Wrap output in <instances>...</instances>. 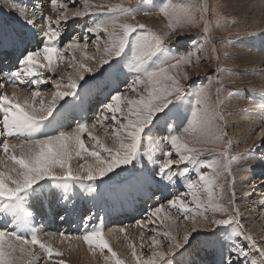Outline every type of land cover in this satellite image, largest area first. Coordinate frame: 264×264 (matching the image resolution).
I'll use <instances>...</instances> for the list:
<instances>
[{"label":"snow or ice","instance_id":"6c2138e0","mask_svg":"<svg viewBox=\"0 0 264 264\" xmlns=\"http://www.w3.org/2000/svg\"><path fill=\"white\" fill-rule=\"evenodd\" d=\"M135 2L137 7L125 6L124 0L95 5L83 0L82 7H70L76 0H48L55 18L43 15L42 6L32 7L33 17L41 16L38 24L28 15L29 6L16 5L14 0L21 28L5 30L0 26V54L11 52L14 63L10 69L0 70V89L7 84L30 94V99L21 100L15 92H0V264H41L36 247L49 264H53V257H63L64 252L41 240L34 227V206L52 197L70 201L77 189L96 199L105 191H116L113 182L127 184L149 199L157 195L153 186L181 185L183 189L166 203L149 207L145 218L136 222L141 228L154 225L150 230L154 234L148 236L147 256L138 253L129 241L132 264H193L184 257L196 244L217 251L218 264H264V243L258 242L241 221L233 167L242 158L232 154L223 110L225 100L241 94L229 91L222 100V88L217 87L212 100L209 86L222 84L219 75L224 69L219 66L207 84L185 87L183 83L190 79L186 69L201 63L199 53L206 45L218 60L207 15L215 9L207 0ZM141 14L162 15L167 31L160 34L143 23L129 22ZM84 17L91 18L86 33L95 37L92 42L97 51L99 42H104L98 62L87 55V35L83 42L75 36L62 40L61 28L70 19ZM200 27L203 35L196 38L197 46L186 52L167 43L182 30ZM224 43L232 45L231 40ZM76 51L81 52L80 60ZM66 53L72 54L70 60ZM64 63L72 69L66 73L67 83L62 82L63 77L45 75L56 73ZM86 73L97 81L94 86L85 79ZM122 75L128 78L123 88ZM49 79L55 92L45 103L46 90L41 85ZM104 91L108 97L92 120L82 115L73 118L72 125L65 123L70 112L64 105L58 107V101L83 112L86 98ZM67 97L73 100H65ZM258 107L264 113V93ZM98 125L114 147L94 134ZM258 138L264 140V129ZM85 139L91 142V150ZM74 159L83 161L75 170ZM59 218L64 220L65 216ZM178 221L190 229L179 239L174 234ZM80 225L76 235L60 232L50 236L55 239L58 235L61 243L82 242L93 257L99 253L103 264H128L108 239L117 231L126 234L124 226L106 229L103 219L91 210L81 216ZM144 237L141 231V241ZM139 247L143 249L144 243ZM58 264L66 262L60 259Z\"/></svg>","mask_w":264,"mask_h":264},{"label":"rangeland","instance_id":"374dc122","mask_svg":"<svg viewBox=\"0 0 264 264\" xmlns=\"http://www.w3.org/2000/svg\"><path fill=\"white\" fill-rule=\"evenodd\" d=\"M106 1L107 0H97L98 4H102V3L104 4ZM120 2L121 0H111V4L120 3ZM124 2H125V6L127 7H137L135 0H131V3H128L127 0H124ZM153 2H158V0H153ZM174 2L183 3V2H188V0H174ZM196 2L202 3L204 2V0H196ZM13 3H14V0H0V26H2L5 30H10L13 28L20 29L23 24V22L19 19V17L12 16L8 12V10H10V7H12ZM15 3L16 5L23 4V5L29 6L28 15L30 17H33V13L31 10L32 7L42 6L43 15H52L53 18H55V13L52 12L51 7L48 3V0H15ZM207 3L210 5V7L215 9V12L210 11L207 15L210 21V28H211L210 40H211V44H214L216 46L218 60L213 59V53H212L211 46L206 45L205 49L199 53L201 57V63L198 66H193L191 68L186 69L190 79L188 81H183V83L185 87H188L191 84H194L196 86H199L201 84H207L209 75L216 73L218 66H219V68L224 69V72L219 75V79L222 81V84L217 85L215 82H213L209 86V93H210L212 100L215 101L216 99L217 87L222 88V96H221L222 100H224V98L227 97V93L229 91H233V92L238 91L241 94L239 96L240 98L244 100H248V101H245L247 102L246 105L238 106L234 103L236 102V100H238L237 98L239 97H233L231 99L225 100L223 104L224 115L227 121L226 130H227L228 136L232 140V149H231L232 154L236 155L237 157L242 158L233 167V174H234V179H235L236 174H238L241 170L245 171L244 170L245 160L248 157L255 159V163L257 160L264 163V140L258 138L260 130L264 129V125H263L264 124V113H262L258 107V104L261 101V93H264V87H261L262 89L258 88L260 90H257V89L254 90L252 89L253 85L250 86V83L247 85L245 84L246 81L242 80L243 78H241V76H244V74L252 76V70L250 69L249 70L247 69V71L245 70L247 73L245 71H242L243 69L239 66V61H238L239 52L238 50L236 51L234 49V44L236 43L247 42V41L253 40V39H250L247 41H243L244 40L243 39L241 41H238L236 38L238 37L243 38L245 36H248L244 34L245 32H256L257 33L259 28L262 27V25L264 26V22H262V20L258 18L257 20L256 19L252 20V22L248 20V17L238 18L237 16L238 14L236 10L229 6L228 0H207ZM69 6L70 7H82L83 0H76L75 5L70 4ZM33 18L37 21L38 24L41 22L40 15H35ZM141 18L145 20H147L146 18H148V20H154L156 25L159 27L158 29L157 28L155 29L154 26L145 24L149 29L156 31L160 34H163L165 31H167L165 27V25L167 24V20L162 15L145 16L141 14L136 17L135 21H129V22L130 23H141V20H139ZM218 22H219V26H218ZM90 23H91V18L89 17L76 18V19L69 20L67 25L61 28V31L64 33L62 40L68 41V40H71L75 36L77 39L83 42L85 35H87L88 42H89V46L87 48V51H88L87 54L89 56H94L95 60L98 62L102 56L104 42L103 40L99 42L100 51H97L96 44L92 42L95 39V37L91 33H86V29L88 26H90ZM53 27H55V25ZM202 35H203L202 27L185 29L181 31L179 36L174 38L172 41H168L167 43L169 44V46L175 48L177 51L186 52L188 49H191L197 46L196 38ZM101 36H103L102 33H101ZM228 40L232 41V45H226L224 43ZM177 41H179V43H177ZM261 44H264V39H263V42L261 41ZM225 52H227V55H225ZM261 52L262 54L264 53V46ZM76 53H75L76 59L80 60L81 58L79 54L81 52L76 51ZM65 55L68 56L69 60L71 59V55H72L71 53H66ZM87 63L89 64V66L95 67L92 61H88ZM62 66L64 67L63 70L62 68H60ZM12 67H14V63H12V66L9 68H12ZM60 67L58 68L56 73L54 74L45 73V75L52 76L53 79L63 77L62 82L67 83L68 79H67L66 73L72 71V69L68 67L67 63L61 64ZM260 68H263V67H260ZM0 70H3V69L0 68ZM257 72H258V75H255V73ZM255 73L253 75L254 77H259V76H260L259 78L264 77V69L261 70V72L258 70ZM96 75H99V73H97ZM85 79L89 82L90 86H94L95 83H97V81L93 79L92 74L86 73ZM127 79L128 78L123 75L119 77V80L121 82L120 83L121 88L124 87V84L127 82ZM50 81L52 82V79H49L46 84L41 85V88L46 90L44 96H48L49 94L53 95V93L55 92V89L52 87V83ZM81 83H84V82L81 81ZM8 87H11V86H5L6 89ZM245 87H249L250 89L247 90ZM17 88L20 89V87H17ZM23 93L24 95L29 94L28 92H23ZM104 93H105V98H104V102H105L108 97V92L104 91ZM97 94H100V92L94 93L93 95L87 97L85 100L84 109L87 113L86 117L88 120L93 119V118L90 119L92 115L90 110L94 107L95 103H97L96 101ZM43 99L45 103H48L49 101L48 98L43 97ZM91 102H93L92 105H90ZM63 105L68 110L72 109L70 105H67L65 103ZM256 107L257 109H255ZM243 109L245 111H242ZM237 110H241L243 114H246V113L248 114L250 111H253V114L255 117V120L252 121V126H251L253 127V131H251V135H250L251 138H249L250 137L249 133L246 132L248 136L247 138L243 140L242 143L238 139L237 141L235 137V136L238 137L239 130L243 129L242 127L238 126L236 119H234L235 114L238 113ZM77 112H80V110L76 109L73 112V114ZM256 117H260V118H256ZM73 118H75V115L71 116L70 120H73ZM76 119H79L78 115H76ZM109 122L111 123V121ZM253 125H256V128ZM94 133H97L96 135L104 134V130L100 126H97V128L94 130ZM102 139H105V136L102 137ZM86 140L87 139H85L86 146H88L89 149H91V144H88ZM105 142L106 144L114 147L112 140L105 139ZM253 145H255L256 147L253 148ZM0 153H1L0 155H2V152ZM209 158L210 157H202L201 159L207 160ZM72 163L74 164L73 169L75 170L78 168L77 164L83 163V161H78L77 159H74ZM251 165H252L251 170H250L251 173L249 174L243 173L244 175H247L246 180L243 182V184L242 183L239 184L237 183V181H235L236 202L241 210V221L244 224L245 229L248 232H250L252 235H254L258 242L264 243V206L262 208L257 207L258 205L262 206V204L264 203V197H262L264 196V182H263L264 181V167L261 168L260 166V169H259V167H257L259 166L258 164L255 165L254 163H252ZM205 171H207V169H205ZM113 187L116 188V191H111V190L105 191L99 198H96V199H93V197L90 196L88 197L86 201H84V204L87 203L90 205H94L93 206L94 208L96 206L97 209L94 210V208H92L93 210L91 211L94 212L96 217L103 219L106 229H112V228H118L119 226H124L126 228V231H129L131 229L129 232H131L132 234L133 232L132 230H135L137 228L133 232V235L130 234L132 238L131 236H128L127 239L124 238V236L121 238V240L125 241L127 244L129 243V241L133 242L137 234L139 235L137 237H140L141 231L145 232L144 240L140 241V244L141 242H143L145 247L141 249L139 247L140 245L139 244L137 246V252L138 253L143 252L145 256L149 255L150 250H149L148 245L151 243V241L148 239V236L154 234L150 231L154 227V225L150 224L146 228H141L140 226L136 224V222L145 218V215L149 207H155L157 204L166 203V201L172 197L174 192L183 190L182 186L177 185L175 188H171V187L164 188L161 186L158 189L156 188V186H153L154 190L157 192V195L153 196L151 199H149L146 195H143V193L140 191H135V190L130 189L127 186V184L119 185V184H116V182H113ZM135 195L137 196L138 202H137V199L134 198ZM54 198L55 197H52V199ZM50 199H48L47 201H50ZM224 202L227 203V201H224ZM40 204L44 205L46 204V201H41ZM82 207H84V205ZM78 208H79V203H75V204L71 203L70 205L67 204L66 205L67 211L65 212V211L60 210V213L58 214H54L49 209H47L44 211L43 214H41V219L39 218L38 220L39 221L41 220L44 228L50 229L51 233L54 232L58 234L60 232H65L71 235H76L79 233L81 228L78 225L79 226L78 228L80 229L74 230L73 227L76 225L74 220H78V221L81 220V215H84L83 211H85V209H82L83 213L79 215L77 214ZM103 211L105 212V214L103 213ZM133 211H136V212H134L132 215ZM49 213L51 214L50 216L51 223H48L47 220L45 221L43 220L44 217L45 219L49 218L47 215ZM59 215H65V216L67 215L69 217H73L74 220H68V224L70 225L71 230L63 229L64 228L63 225L66 224L67 222H65L62 225H59L60 228L62 229L57 228L56 231L53 230L55 222H57V216ZM131 216H134V217H131ZM217 218H220L219 215ZM2 220H3V217H0V221ZM34 223H36L35 229L40 228L38 234L41 240L44 242H47V240H45L44 237L46 236L45 233L48 231H43V228H41V225L39 223L35 221ZM44 224H46V226ZM255 224H257L259 227L254 230ZM176 228L177 229H175L174 234L177 235L178 239L181 238V236H178V232L190 230L185 227V224L183 221H178ZM134 235L136 236L134 237ZM57 238H59L58 235H56L55 239H52L51 242L50 241L48 242V243H51L53 248L56 247L55 245L56 243H58V245L60 243V239H57ZM204 249L205 248L201 247L199 244H196L193 246L192 249H190V252L186 254L184 259L185 260L191 259L193 261V264H202L201 262L203 260L212 262L214 257H219V253L217 251H215L216 253L213 254L214 250L208 249V252L206 254L204 253ZM37 252L38 254H40L41 250L38 249ZM118 254L122 259H125L128 262V264L132 263L131 262L132 260L129 259L128 257L124 258V255H122L123 254L122 251L120 252L118 251ZM40 255H41V264L48 263L44 255L43 254H40ZM72 258L74 259V256H72ZM56 264H58V261ZM68 264H72V263H68Z\"/></svg>","mask_w":264,"mask_h":264},{"label":"bare ground","instance_id":"6f19581e","mask_svg":"<svg viewBox=\"0 0 264 264\" xmlns=\"http://www.w3.org/2000/svg\"><path fill=\"white\" fill-rule=\"evenodd\" d=\"M102 2V1H101ZM88 3L89 4H98L97 0H88ZM228 3H229V6L232 7L233 9L236 10L237 12V16L238 18L241 17H248V20H250L252 22V20L256 19H261L262 22H264V0H228ZM104 4H111V0H107ZM9 6V5H8ZM8 12L12 15V16H15V17H19L18 16V7H14L12 5V7H10V10H8ZM140 18V17H139ZM147 20L145 19H139L141 20V23H144V24H148V25H151V26H154L155 29L159 28L155 21L154 20H148V18H146ZM71 20V19H70ZM252 37V38H251ZM238 41H247V40H250V39H253V40H250V41H247V42H240V43H236L234 44V49L237 51L238 50V61H239V66L243 69L242 71H247V69L249 70H252V76H249V75H245L244 76H241V78H243L242 80H245L246 81V85L250 83V86L253 85V88L252 89H257V90H260L258 88H261V87H264V77L263 78H259V77H254V73L256 71H260L264 69V53L262 54V50H263V46L264 44H261V41L263 42V39H264V26L262 25V27L259 28L258 32L256 35H248V36H245V37H238L236 38ZM237 41V42H238ZM87 51V50H86ZM88 52V51H87ZM6 54V56H5ZM77 54V53H76ZM88 55V54H87ZM80 58H82L81 56V53L79 54ZM241 56V57H240ZM79 58V57H78ZM6 63V64H5ZM12 63H13V55L11 52H7V53H4V54H0V68L3 69V70H7V69H10L9 67L12 66ZM260 67H263V68H260ZM62 68V70L64 69V67H60ZM245 71V72H246ZM251 72V71H250ZM241 73V72H240ZM247 73V72H246ZM241 75V74H240ZM255 75H258V72L255 73ZM51 82V81H50ZM52 83V82H51ZM83 84V83H82ZM7 86V85H6ZM256 87V88H254ZM247 90L250 89L249 87H245ZM244 88V89H245ZM245 89V90H246ZM251 89V90H252ZM262 89V88H261ZM0 92H6L8 94H11L13 92L16 93V95L21 99L23 100L25 97H28L30 99V95L27 94V95H24V93L19 89V88H14V87H8L7 89L3 88L2 90L0 89ZM260 92V91H259ZM52 93V92H51ZM258 93V92H257ZM45 98H48V102H50L53 98V95L49 94L48 96H43ZM104 98H105V93L104 92H100V94H97V103H95L94 107L90 110L92 115H91V118L92 119L94 116V113H98L104 103ZM240 98V97H239ZM237 98L238 100H236V102L234 104L238 105V106H243V105H246L247 102L245 101H248V100H244L242 98ZM39 99V98H38ZM73 98L72 97H67L65 98V100H70ZM70 100V101H72ZM99 102V103H98ZM65 103V101H58V107L59 105H63ZM93 102H91L90 105H92ZM101 103V104H100ZM260 103V102H259ZM258 104V103H257ZM255 105V104H254ZM257 106V105H256ZM247 109V108H246ZM257 109V107L255 108ZM254 109V110H255ZM260 110V109H259ZM70 112V116H69V119L65 121V123L67 125H72L73 124V120H70L71 119V116L75 115V118H76V115L79 116V118L82 116V115H86L87 116V113L85 111V109H83V112H77V113H74L73 112L75 110L73 109H70L68 110ZM238 113L235 114L234 116V119H236V122L238 124V126L242 127L243 129L239 130V136H235L236 137V140H240L241 143L243 142V140L245 138H247L248 134L246 132L249 133V136L251 135V131H253V127L252 126V121L255 120V117H254V114H253V111H250L248 114H243L241 112V110H237ZM242 111H245L244 109ZM259 112V111H258ZM257 112V113H258ZM90 114V113H89ZM90 116V115H89ZM262 117V116H261ZM78 118V117H77ZM256 118H260V117H256ZM262 120V119H261ZM257 122V121H256ZM107 123H110L109 121ZM263 123V122H262ZM260 125V124H259ZM264 125V124H263ZM99 126V125H98ZM255 128H256V125H253ZM253 133V132H252ZM95 135L97 133H94ZM99 137H104L105 134H99L97 135ZM259 137V136H258ZM251 138V136L249 137ZM2 139V138H0ZM237 140V141H238ZM247 140V139H246ZM88 144H91L90 141L86 140ZM107 142V141H106ZM105 142V143H106ZM245 142V141H244ZM235 144V143H234ZM108 145V144H107ZM109 147H112L111 145H108ZM91 150V149H90ZM1 154V153H0ZM89 162H91L90 158H89ZM259 162V163H257ZM254 163L255 165L258 164L259 166V169H260V166L261 168L264 167V163L260 162L259 160L256 161L255 163V159H252L250 157H248L246 160H245V168L243 170H241L238 174H236V178H235V181H237V183H242L246 180V177L247 175H244L243 173H251L250 170H251V164ZM243 165V164H242ZM72 167L74 168V164L72 163ZM77 167H78V164H77ZM254 168V167H253ZM252 176V175H250ZM264 182V181H263ZM262 183V182H261ZM257 184V183H256ZM261 185V184H259ZM172 188V187H171ZM171 193V191H170ZM169 194V193H168ZM250 194V193H249ZM88 197L90 196H84L83 193H81L78 189L76 190V194L74 195V197L70 200V201H67V202H59L57 200V198L55 197L54 199H50V201H46V204L44 205H41L40 203L36 204L34 206V213H35V218L37 219H34L35 222L39 223L41 225V228H43V231H48L45 233V240H47V242H51L52 241V238L50 236L51 231L50 229L48 228H44V226L42 225V222L41 220L39 221L38 219L40 218L41 219V214L44 213L45 210L49 209L52 213L54 214H58L60 213V210L62 211H67L66 207H65V204H75V203H79V208L77 209V214H82L84 212V214H87L89 210H93L92 208H94L93 206L94 205H90V204H87L85 203L84 204V201H86L88 199ZM264 197V196H262ZM135 199H137V196L135 195L134 197ZM258 200V199H257ZM137 202H138V199H137ZM260 203V201H259ZM258 203V204H259ZM84 205V207H82ZM152 205V204H151ZM264 206V203L262 204V206L258 205L257 207H260L262 208ZM149 207V206H148ZM147 207V208H148ZM82 209H85V211H83ZM97 209L96 206L94 208V210ZM139 210V209H138ZM59 211V212H58ZM83 211V212H82ZM137 211V210H136ZM136 211H133L132 212V215L134 212ZM147 211V210H146ZM49 212V211H48ZM87 212V213H86ZM63 213V212H62ZM94 213V212H93ZM103 213L105 214V212L103 211ZM64 214V213H63ZM101 214V213H100ZM49 218L45 219V217L43 218V220H47L48 223H51V214H47ZM65 216V215H64ZM82 216V215H81ZM130 217V216H129ZM128 217V218H129ZM131 217H134V216H131ZM53 218V217H52ZM71 218V219H70ZM105 218V216H104ZM60 220V221H59ZM68 220H74L73 217H69V216H65V219L64 220H61L59 218V216H57V222H55V225L53 227V230L56 231L57 228H60L59 225H62L64 224L65 222H67L66 224H64V228L63 229H67V230H71L70 229V225L68 224ZM109 220V219H108ZM56 221V220H55ZM60 222V223H58ZM75 222V226L73 227L74 230H77V229H80L81 228V225L79 224L80 223V220H74ZM58 223V224H57ZM46 226V224H44ZM67 225V226H66ZM80 228H78L79 226ZM50 226V225H49ZM137 226V225H136ZM255 229H257L259 226L257 224L254 225ZM34 227H36V223H34ZM177 227V226H176ZM136 228V227H135ZM39 229L40 228H37L36 230L38 231L39 233ZM62 229V228H60ZM137 229V228H136ZM135 229V230H136ZM177 229V228H176ZM64 230V231H65ZM131 230V229H130ZM129 230V231H130ZM135 230H132L133 232ZM129 231H126V234H119V232L117 231L116 233H114L113 236H110L108 237L109 241H110V244L113 248L114 251H116L118 253V251H122L124 255V258L125 257H128L129 259L132 260L131 258V250L130 248L128 247V244L125 242V241H122L121 238L124 236L125 238V235L128 237V236H131L133 235V232L131 234V232ZM183 232H178V236H181L182 238V235H183ZM54 233V232H53ZM138 233V232H136ZM44 234V233H43ZM131 234V235H130ZM136 235H134L135 237ZM137 236H139L137 234ZM135 237L134 241L132 243H134L136 246H138L140 244V241H141V238L140 237ZM130 238V237H129ZM132 238V236H131ZM130 238V239H131ZM57 239H60V238H57ZM56 249H59L61 250L62 252H64V256L63 257H53L52 258V262L53 264H56L57 261H59L60 259H63L66 264L68 263H72V264H103V258L100 257L99 253H97V255L95 257H93L90 253H89V250L87 248L86 245H84L82 242L80 241H76V240H72V241H64L63 243H56ZM39 249V248H38ZM37 247L35 248V252L38 254L37 252ZM208 252V249H204V253L207 254ZM216 252L213 251V254H215ZM41 254V253H40ZM121 254V253H120ZM210 255V254H209ZM72 256H74V259L72 258ZM127 259V258H126ZM210 259V258H209ZM48 261V260H47ZM218 261H219V257H214L212 262L211 261H202L201 263L202 264H218ZM132 262V261H131ZM44 264H49V261L48 263H44ZM129 264H132V263H129Z\"/></svg>","mask_w":264,"mask_h":264}]
</instances>
